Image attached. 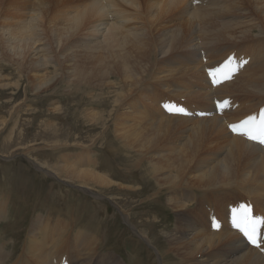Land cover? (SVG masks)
Instances as JSON below:
<instances>
[{"label": "bare ground", "instance_id": "bare-ground-1", "mask_svg": "<svg viewBox=\"0 0 264 264\" xmlns=\"http://www.w3.org/2000/svg\"><path fill=\"white\" fill-rule=\"evenodd\" d=\"M12 1H7L8 4L1 6L3 0H0V10L4 7L10 10L0 24L1 38L13 56L21 60L26 59L31 63V78L35 84L39 85L34 87L36 93L42 88L50 87L51 84L55 85L59 79L61 82L74 81L78 84L84 82L92 88H100L101 91L105 89L104 84L109 88L108 94L111 96L107 99L111 108H106L101 112H95L92 109L93 112L89 109L88 115L85 116L91 123L93 122V125L101 126L104 129L103 132L110 127L119 146L126 150L132 159L137 160L134 163L135 167L140 166L144 169L146 173L144 178H148V182L153 184L154 189L151 195L143 200L159 198L165 193L167 204L175 212L176 230L166 231L165 237H162L161 247L157 245L161 258L167 262L170 261L169 264H264L263 238L260 236L261 246L259 248L252 247L248 238H244V233L234 225V220L242 219L243 209L249 207L252 217L260 220L257 234L264 232V144L254 143L241 129L233 130L231 127H237L235 124L242 117L261 112L264 97L257 100L255 110H244L245 114L238 117L237 122L234 121L239 115L235 113L236 111L233 110L227 115L225 113L228 111L217 110V105H219L217 101L227 96L215 94L213 84L221 79L223 74L214 76L211 72L213 70L211 65L204 67V73L213 75V80L205 75L206 87L201 90L198 86L192 90V88L169 83L165 89L175 91L176 95L173 97L166 90L168 98L160 100L157 96L155 97V94H149L146 87L141 88L147 80H161L166 77L161 76L162 67L165 66L163 58L151 59V57L158 56V54L163 57L170 51V48H174L175 52L186 49L189 51L191 61H196V58L200 56L202 63L206 65L216 53L212 45L220 41V45L229 43L228 45L233 49L237 46L236 51L244 50V44L248 43H250L248 50H256L248 56L239 55L237 64L235 62L239 65L247 61L243 68L256 65L251 70L255 73L247 72L235 82H227L221 91L231 89L247 92L264 86V0H244V5L246 2L252 13L258 16V20L248 17V20H244V16L240 15L231 16L232 24L227 21L220 22L218 28L207 30L208 35H205L206 31H199L198 17H195L189 10L186 5L187 0H155L153 4L149 2L150 0H145L147 9L154 7L160 14L165 13L169 7H173L183 12L184 18L188 16L184 26L174 25L168 30L165 29L163 21L160 23L159 15H155L153 23L147 13L142 19V12L139 11L141 8L137 5V0H81L71 7H68L70 3L63 4L61 12L64 17L74 21V26H61L52 21L48 29L34 22V19L30 20L31 25H18L16 19H22L25 16L21 11L27 4L15 5ZM223 1L225 4L228 2V0ZM232 1L239 2L238 0ZM225 4L218 9H224ZM126 8L130 10L127 12ZM212 13L215 14L211 10L209 14L215 19L216 14ZM258 13H263V15H258ZM112 14L117 19L115 17L110 20ZM34 18L36 20L37 16ZM225 19L228 20V18ZM213 24L214 21H210L206 29ZM82 27L85 28L83 32L81 31L83 40L95 36L92 42L84 44L85 50L76 47L80 42L65 43L61 46L64 42L60 44L62 35L74 34L72 31ZM100 30H104L105 33L103 39L97 41L95 40L96 35ZM44 32L50 33L54 38L57 36L58 49L63 57H57L55 60L56 57L49 56V53H55L56 50L51 49L47 53L49 45L47 49L39 46L38 43L42 40L41 36ZM149 38L153 39L154 44L148 48V58H144L145 44H147L145 42ZM203 39V43L212 50L208 60H203L206 53H200L197 49L198 40ZM46 41L49 40L46 39ZM123 42H127V45ZM101 47L105 49L104 52H97L96 50ZM76 49L81 52V55L76 54L78 53ZM219 50L222 49L219 48ZM68 51L72 53H67ZM40 52L44 54L42 58L39 55ZM151 52L153 55L150 57ZM104 58L110 59L104 60L107 63L103 66L102 59ZM157 60H161L162 63L157 65ZM53 61L55 63L51 65ZM50 66H53L54 71L56 70L55 73L46 71V68ZM88 66L91 69H87ZM106 66H109L106 68L109 69L107 71L102 69ZM58 69H60L59 73ZM194 71L201 77L203 67L201 68L198 63ZM226 71L231 70L229 68ZM231 76L232 73L224 77ZM70 77H72L71 80H68ZM169 78L173 77L169 76ZM6 79L0 71L1 86H11L8 82L2 83ZM212 81L213 84H211ZM137 90L142 92L141 95H149L152 104H144L138 97L129 100L127 95L131 96ZM188 96L209 101V104L187 102ZM173 98L182 101L172 100L176 102L175 104L181 105L183 111H177L179 108L172 105L170 99ZM244 107L249 109L246 105ZM59 108L61 107L52 105L53 110H59ZM154 110L164 112H154ZM103 132L96 138L103 137L105 135ZM65 144L55 142L46 148H63L67 146ZM92 145L94 144L72 143L67 148H76L77 153L68 152L55 161L39 160L30 155L36 147L28 146H17L12 149L11 154L0 153V156L9 158L18 151L31 163L33 162L32 164L38 170L45 172V175L64 179L66 182L75 184L77 188H82L81 190L85 192L94 190L97 192L95 196L97 198L103 196L101 193L104 191L110 197L116 190L135 191L139 189L133 184L122 185L113 180L108 171H99L101 170L99 160L92 155ZM111 198L115 199L116 203V198L112 196ZM193 204L195 206H192ZM7 205L8 199L0 196V219L6 215ZM117 206L118 209L120 208L119 211L127 214L122 205L120 207L117 204ZM60 218L59 216L55 219L49 215L36 214L30 222V230H27L19 252L13 257L11 261L13 263H10L32 264L29 258L39 264H67L70 260L80 259L83 264L90 260L95 254L94 245L97 241L99 242L98 236L90 231L75 228L71 221H64V218ZM214 224L218 227H214ZM65 235H68L70 239L63 238ZM139 235L148 239L150 244L147 234L139 232ZM10 255L11 251H6L4 244H0L1 264H7ZM68 256L69 260L66 259ZM110 257L113 261H117L113 256Z\"/></svg>", "mask_w": 264, "mask_h": 264}, {"label": "rangeland", "instance_id": "rangeland-1", "mask_svg": "<svg viewBox=\"0 0 264 264\" xmlns=\"http://www.w3.org/2000/svg\"><path fill=\"white\" fill-rule=\"evenodd\" d=\"M7 1L10 2V0H3L1 6L8 4ZM78 1L81 0H13L12 2L15 5L27 4L21 11L25 16L22 19H16L18 25H31L30 20L34 19V22L40 23L43 28L48 29V25L52 21L61 26H74L75 23L71 18L64 17L61 12V7L63 4L69 3L70 5L68 7H71ZM222 1L223 0H187L186 5H188L189 10L195 17H198L199 31H206L205 35H208L207 30L218 28L220 22L227 21V23H230L232 20V18H230L231 16L240 15L241 17L244 16V20H248V18H255L258 20V16L252 13L251 8L246 5V2L244 5V0H238L239 2L228 0L226 4L224 3L225 1ZM136 2L141 8L139 11L142 12V19H144L145 13H147L153 23L155 15H159L161 17L160 23L163 21L166 30L170 27H174V25L184 26L188 18V16L184 18L183 12H179L173 7H169L165 13L160 14L154 7L147 9V2L145 0H137ZM149 2L153 4L155 0H150ZM224 4L225 8L227 7V9L224 8L226 13L224 9H218L220 6H224ZM236 4L240 6L238 5L237 7ZM34 7L36 8L35 10ZM235 7H237L236 10H238V13ZM230 8H233L235 11L233 9L230 10ZM8 9V7H4L0 10V24L4 21L5 16L8 15V12H10ZM213 9L218 11L216 12ZM129 10V8L125 9L127 12ZM211 10L216 14L212 13L216 16L215 19L209 14ZM241 10L244 11L242 12ZM244 12L247 13L243 14ZM134 14L136 15V13ZM137 15L139 16V13H137ZM223 15L225 16L223 17ZM258 15L262 16L263 13H258ZM35 16H37L36 20L34 18ZM111 18L113 17L110 16L109 19L111 20ZM225 18H228V20ZM115 19H117V17ZM210 21H214V24L206 29V25ZM13 22L15 23V21ZM230 24H232V22ZM131 25H133V23ZM153 26L155 27V25ZM84 29L85 28L82 27L81 29L72 31L74 34L68 36L62 35L60 44L62 41L64 42L61 46H64L65 43L80 42L79 46L76 47L85 50L84 44L92 42L95 36L83 40L84 37L81 31L83 32ZM104 30H100L95 40L101 41L103 39V35L106 31ZM41 37L42 40L38 44L39 46H43L42 48L44 49H47V45H49L47 53H49L51 49L54 51L56 50L55 53L50 52L49 56L53 57L54 55L56 57L55 60H57V57H63L62 52L58 49L59 44L57 43V36L54 38L50 33L44 32ZM156 38H159V36H156ZM259 38L263 40V38ZM46 39L49 41H46ZM203 42L204 39L198 40L197 49L200 53H206L203 60H208L212 50ZM220 42L212 45L213 51L216 53L210 59V63L206 65L202 63L200 56L196 58V61H191L188 54L189 51L186 49H180L175 52L174 48H170V51L163 57H161V54L151 57L153 55V52H151V59L163 58L162 61L165 66L162 67L163 72L161 76H166L165 78L168 79L147 80L142 84L141 88L146 87L149 94H155V97L157 96L160 100L165 97L168 98L166 90H168L173 97L176 95L175 91L165 89L169 83L188 87L190 89L192 88V90L195 89V86H198L200 88L199 90H201L206 87L204 81L206 80V76L211 79L213 77V75L204 73V67L211 65L214 70H211V72L214 76L223 74L224 77L232 73L231 77H224L225 79L222 77L215 81V83L212 81L211 84L214 83L213 86L215 87L212 88L215 94L218 93L222 96H227L217 101V103H219V105H217V110L228 111L225 113L227 115L232 113L233 110L236 111L235 113L239 115L235 117L234 121L237 122V118L245 114L244 110L250 111L257 108V100L264 97V86L247 92L232 91L231 89L228 91H221V89L227 85V82H235L237 78L247 72L255 73L251 70H253L256 65L243 68L246 64H236L239 55L248 56L256 50H248L250 48V43L244 44V50L236 51L237 46L234 47V50L228 45L229 43H221L220 45ZM123 43L127 45V42ZM145 43H147L145 44L146 55L143 57L148 58V48L154 44V41L149 38ZM5 45L4 40L1 38L0 29V71L3 76L9 79L3 80L2 83L8 82L11 84V86L3 87L0 83V153L11 154L12 149L17 146L36 147L35 150L31 151L30 155L41 161H55L58 157L60 158L68 154V152L70 154L74 152L77 153L78 150L76 148H67L70 147L69 145H72V143H93L94 145L91 146V151L93 152L92 155L99 160L101 169L99 171H108L112 179L122 185L125 184L129 186V184H133L139 187V189L135 191L116 190L110 197L107 196L104 191V193H101L103 196L97 198L95 197L97 196V192L94 190L85 192L81 190L82 188L79 189L75 184L66 182L64 179L56 178L51 175L49 176L48 174H46V176L44 174L45 172L42 171V173L38 170L37 167L32 164L33 162L31 163L30 160L23 156V154H19L18 151L15 155L13 154L12 157L10 155L9 158H2L0 156V196H5V198L8 199L6 215L0 219V244H4L6 251H11L10 260H7V264L13 263L11 261L19 252L27 230H30V222H32L34 216L36 217V214L49 215L55 219L59 216L61 217L60 219L64 218V221H71L75 228L90 231L98 236L99 242L97 241L94 245L95 254L90 260L86 261V263L83 262V264L171 263L170 261L167 262V260H164V258L162 259L159 251V247L162 245V237H165V232L176 230L175 212L167 204L165 193L163 192L164 194L162 195L164 196L159 198L154 197L150 200H143L147 196H150L154 189L153 184L148 182V178H144V176H146L144 169L140 166L135 167L134 163L137 160L132 159L130 157L131 155L119 146L118 141L114 139L110 127L103 132L104 129L101 126L93 125V122L91 123L85 116L88 115L89 109L91 111L94 109L95 112H101L105 111L106 108H111L107 99L111 94H108L109 88L105 87L106 84L103 85L105 89L101 91L100 88H92L84 82L83 84H78L74 83V81H68V83L66 81L61 82V79H59L56 81L55 85L51 84L50 87L42 88L36 93L34 87L39 85L35 84V81L31 78V63L26 59L21 60L17 56H13ZM219 48L222 50H219ZM76 50L78 52V49ZM104 50L105 49L101 47L96 51L104 52ZM67 53L72 52L68 51ZM76 54L81 55V52ZM39 55H41V58L44 56L41 52ZM78 57L81 58L83 56ZM104 60L106 61L107 59H102L103 66L107 63ZM162 61L157 60V65H160ZM193 62L197 63L194 64ZM54 63L55 61L51 62V65ZM198 63L201 65V68L203 67L201 77L194 71ZM88 68H90V66H88L87 69ZM106 68H109V66L102 67L103 70H109ZM229 68L231 71H226L229 70ZM59 70L60 69L57 70L58 73ZM46 71H52L50 73L56 72V70H53V66L46 68ZM224 71L226 73H224ZM34 73L35 71L33 74ZM169 76L173 78H169ZM71 78L72 77L68 80H71ZM141 93L142 92L137 90L131 96L129 94L127 96L129 100L138 97L142 103L147 105L152 104L149 95L145 96L141 95ZM174 99L175 98L170 99V102L172 100L182 102ZM187 99V102H199L200 104L204 102L203 105L209 104V101L199 100L197 97L188 96ZM233 100L235 102H233ZM173 101L171 102L172 105L182 109L181 105L175 104L176 102ZM53 104L61 108H59V110H53ZM245 105L246 107L248 106L249 109H245ZM263 105L264 103H262L261 106L263 108L261 109H264ZM176 108L172 107V109ZM154 112L164 111L154 110ZM227 115H225V117H228ZM252 116L255 118V123L250 125L249 121L248 124L243 125L246 127H252L256 124L259 125L261 117L257 112L249 117H242L235 125H242V122L249 120ZM172 117H174V115ZM102 132L106 136L104 135L103 137L96 138V136H99ZM55 142L66 143L65 145L67 146L57 149L46 148L50 147ZM253 142L259 144L257 141ZM111 196L116 198V203L118 202L117 204L120 207L121 205L122 208L124 207L123 209L128 216L124 212L123 214L121 210L119 211L120 208L118 209L115 199H112ZM192 206H195V204ZM139 232L147 234L150 239V244L147 241L148 239L139 235ZM262 235H264V232L258 235V241H260V236L264 240ZM67 236L65 235L63 238H68ZM245 237L246 236H244V238ZM245 239H247V237ZM67 242H69V240H67ZM252 247H254V245H252ZM110 256H113L117 261H113ZM69 258V256L66 257L67 260H69ZM29 259H31L32 264H39L34 259ZM80 260H75L77 263L74 260H70V263L67 264H81L82 261L80 262ZM1 261L2 258L0 264Z\"/></svg>", "mask_w": 264, "mask_h": 264}, {"label": "snow or ice", "instance_id": "snow-or-ice-1", "mask_svg": "<svg viewBox=\"0 0 264 264\" xmlns=\"http://www.w3.org/2000/svg\"><path fill=\"white\" fill-rule=\"evenodd\" d=\"M244 64L247 61L243 62ZM171 110V109H170ZM177 111H183V109H177ZM254 117H250L249 120L244 121L243 124H248L249 121L254 120ZM233 127V130H236V126ZM245 135H247L248 139L257 141L260 144H264V109L261 110V119L260 124L256 132H252L250 130H246ZM260 223L259 219H254L251 215V210L249 207H245L243 209V217L241 220H234V225L238 229H240L244 235L248 238V240L256 247H260V243L258 241L257 234V226ZM214 227H218V225H213Z\"/></svg>", "mask_w": 264, "mask_h": 264}]
</instances>
